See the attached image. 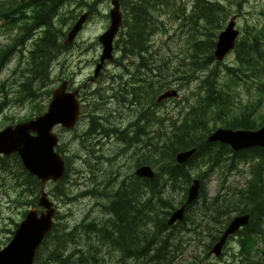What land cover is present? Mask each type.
<instances>
[{
  "label": "rangeland",
  "instance_id": "1",
  "mask_svg": "<svg viewBox=\"0 0 264 264\" xmlns=\"http://www.w3.org/2000/svg\"><path fill=\"white\" fill-rule=\"evenodd\" d=\"M8 1L0 0V7ZM167 1L170 4L169 8L157 13L158 19L163 24L159 30L151 35L149 42V56H153L154 61L162 63L163 78L161 80L160 77H155V73L146 74L142 70L139 77H142L143 82L146 79L148 81L155 79L157 85L158 80L163 81L164 86H166L163 92L170 88L179 89L180 97L176 101L165 102L156 112H158V115L182 118L186 108L190 104H196L195 99L199 94L202 97L207 95V90H205L207 84L205 82L209 80L212 74H215L218 84L230 83L229 68L236 64L237 53L231 52L224 62H215L213 65H209L207 69L195 71L191 79L177 82L176 76L186 75L191 68L186 67L193 60L188 55L189 50L192 48V54L195 55L194 43L197 40L204 41L205 37L203 35L204 30L200 26L202 22L199 26H195L186 20L177 18L180 11L187 13L189 17L197 0ZM207 1L219 3L227 9L228 14L225 24L236 17L237 30L239 31L238 43L242 38L249 37L252 39V36H259L260 31L264 28V0ZM111 8L110 0H68L66 2L55 20L53 28L56 34L62 31L67 35L71 27L87 11L92 13L89 22L78 38L76 46L70 51L58 54L57 58L55 57L50 63L48 71L51 84L45 88L42 96L40 95L36 100L28 101L26 98H21L17 102L7 101L6 107L0 110V131L23 123L24 120L32 118L33 115L37 117L38 111L41 109V114H44L51 100V97L47 98L46 90L60 86L62 76L73 77L74 86L78 87L93 75L96 62L99 61L102 54V46L98 41V37L110 26L108 18L110 17ZM62 32L59 33V38L56 39L58 44L63 43L66 37H62ZM123 32L115 43L117 52L114 61L106 65L99 83L90 84L91 87L88 92L98 91L99 95L97 94L90 99L87 114H85L86 118L79 122L78 130L73 133L56 129L58 134L62 133L64 136L59 152H66V157L69 159V171L62 185L60 183L59 185L50 183L45 187V190L57 205L60 214V217H57V223L61 224L62 232H75L76 234V242L66 245L67 254H76L74 258L79 260L82 254H95L96 251L99 253L97 261L89 258V261H77L76 264H134L129 262V259L125 261L121 250L113 244L104 242L99 234L88 232L78 226L79 224L94 223L97 227H101L106 225L111 218L105 212V205L109 203L111 193L117 188L111 190H108L107 187L93 189V187L99 185L91 179L92 171L104 175L112 174L115 171L132 174L138 167L140 160L155 155V146L149 142V137L137 136V127H134L142 110H137V104L130 95L132 92L128 88H130L129 84L133 82L131 76L138 71L140 60L138 58L124 59L122 57L119 40L122 38ZM19 34L18 26H5L4 23L0 22V56L3 51L12 46L5 63L0 67V102L12 100V97L17 96L18 92L22 91L21 85L27 74L26 69L28 68L27 62L30 58V52L33 51L34 47H37L35 43L44 37V32L40 31L35 33L23 45H16L15 42ZM261 41L264 49V38ZM200 56L203 60L206 58V53L204 52ZM182 64L186 66H182ZM178 67L180 68L177 71ZM248 75V77L242 76L235 95L232 96L231 100L225 101V107L220 109L216 115L211 116L210 127L214 125L218 128L222 127L225 120L248 112H253L258 121L264 118V76L256 79L252 72ZM156 84L153 85L154 90ZM159 94L156 91L155 101ZM152 95L153 92L150 91L148 97H144L145 106L143 109L149 107L147 103ZM229 100L230 104L228 105ZM148 109L153 112L156 108L151 106ZM143 113L145 114L144 111ZM90 114L97 116L96 121L101 119L102 126L109 130V133L105 135L98 131L83 141L82 137L79 138L78 135L81 133L83 135L85 131L90 129ZM149 115L146 114V116ZM143 122L144 119L141 123ZM101 123L97 122L96 124L101 125ZM146 126L147 123L144 122L143 128ZM121 133L127 134L128 139L126 142L119 140L118 135ZM153 143L155 144L156 140ZM3 159L0 158V248L9 243L12 238L11 232L17 229L18 224L26 214L34 208L30 205V202L36 199V193L25 184V179L18 173L15 162L12 161L8 168H5L2 165ZM226 159V164L215 167L204 175L203 181L206 183L207 204L219 195L220 199L217 203H221L223 196L226 194L232 195L230 199L238 198L239 191L237 192V188L244 189L247 187L248 180L252 177L251 172L254 163L239 161L234 155ZM190 170L193 177H197L207 169H198L193 165ZM113 178V176L109 177L110 180H113ZM61 192H65L66 195L61 197ZM39 196L40 191L37 194V200ZM175 199L177 202L180 201L182 194H175ZM203 200L202 198L199 199L200 203L194 207L191 218L197 215L199 221L206 224L207 220L200 215L201 210L199 209H204L202 208ZM237 214V212H231L223 219L229 220ZM160 217L163 218L164 215ZM189 225L192 226L191 220L188 221L186 226L176 227L168 231V233L172 232L174 236L171 237L170 241L172 242L163 254L164 259L162 261L164 264H173V256L180 255H185L191 261L194 255H199L200 252L204 255L201 247L208 248L212 244V240L206 232L207 230H204V233L200 231L192 233L189 231ZM155 242L157 243L159 240L156 239ZM53 244L54 242L50 241L47 246L40 249L39 264L49 254L50 248L54 246ZM151 247H159V245L153 244ZM248 247L253 249L251 255H245L242 252L239 237H237L229 241L223 257L220 259L208 257L204 264H264V234L258 240L257 245ZM185 262L183 261L181 264ZM174 263L178 264L177 261ZM143 264H146V260L143 261Z\"/></svg>",
  "mask_w": 264,
  "mask_h": 264
},
{
  "label": "trees",
  "instance_id": "2",
  "mask_svg": "<svg viewBox=\"0 0 264 264\" xmlns=\"http://www.w3.org/2000/svg\"><path fill=\"white\" fill-rule=\"evenodd\" d=\"M67 1L9 0L0 7V22L4 23L5 26H18L20 30L15 42L16 45H23L35 33L44 32V37L35 43L37 47H34L33 51L30 52V58L27 62L28 68L26 69L27 74L25 75V81L21 85L22 91H19L17 96L12 97V100L0 102V110L6 107L7 101L17 102L21 98H26L28 101L36 100L40 95L42 96L44 88L51 84L48 71L49 65L55 57L57 58L58 54L67 49L63 43H56V39L57 37L59 38V33L62 31L56 34L53 28L61 8ZM120 1L125 12L124 32L119 40L121 44L118 42L122 57L124 59L138 58L140 63L138 64L137 73H140L141 70L146 74L155 73V77H160L162 80L164 75L161 67L162 63L154 61L153 56H149V42L151 35L159 30L163 24L158 19L157 13L169 8L170 4L167 0ZM227 14V9L219 3L197 0L189 17L187 13L181 11L177 15L178 19L186 20L195 26H199L200 22H202L200 26L204 30L203 35L206 37L204 41L197 40L194 43L195 55L192 54V48L189 50L188 55L193 60L188 66L184 64L182 66L191 68L186 75L176 76L177 82L188 78L191 79L195 71L207 69L209 65L216 62L213 54L216 46V37L225 26ZM65 35L62 32L63 38ZM262 38H264V28L260 31L259 36H252V39L245 37L240 40L236 47V64L229 68L231 76L229 84H218L215 74H212L209 80L205 82L207 84L205 88L207 90L206 96L202 97L199 94L195 99L196 104H190L182 118L164 119L170 122V128L172 129L170 134L172 135L156 139L155 144L153 143L155 139L149 137V142L155 146V155L140 160L138 167L145 164L152 165L158 169V176L153 181L143 180L142 194L138 195L139 190L134 188H121L113 191L109 203L105 205V212L111 216L108 223L98 227L96 230H89L87 225L81 228L88 232L93 231L94 233L102 234L103 241L118 247L122 254L127 248L135 245L144 246L143 255L146 253V248L151 247L153 244L166 248L172 242L170 241L171 237L174 236L172 232L168 233L167 216H170L171 211L182 205L187 198L188 187L194 178L190 167L195 165L198 169L206 168V171L197 176V178L203 180L205 174L215 167L226 164V158L234 155L239 161L255 162L252 167V177L247 187L244 189L237 188V192L239 191L238 198L230 199L232 195L226 194L223 196L221 203H217L218 199H220L219 195L211 203L207 204L206 184H203L201 198L205 200L202 201V208L204 209L199 208L201 210L200 215L207 220V233L213 245L219 239V230L231 220H225L223 217L228 216L231 212H238V215L249 214L251 216L250 224L239 233V242L242 247L258 244V240L264 234V149L235 153L227 145L207 143V138L213 128L217 127L216 125L210 127L211 116L216 115L220 109H223L225 101L231 100L232 96L235 95L237 85L242 76L248 77V73L251 72L254 73L256 79L264 76ZM11 49L12 46H9L7 50L3 51L0 56V67L5 63ZM204 52L206 53V58L203 61L200 55ZM179 68H177V71ZM161 80H158V85L155 79L141 81L143 91L148 94L152 91V96L156 95V91L162 92L166 86ZM155 84L154 90L153 85ZM135 94L137 95V93ZM50 95L51 92L46 90L47 98ZM230 100L227 103L228 105ZM144 102L145 99L143 98V107L145 106ZM143 111L145 112L143 119L147 126L151 123L149 121L158 122L160 119L146 116V114H151L146 108ZM160 124H163V121H160ZM263 124L264 118L258 121L255 116L251 115V112H248L225 120L222 126L231 129L256 130ZM147 126L145 128L142 127L143 131ZM96 130L91 129L89 132L84 133L81 136L82 140H86ZM193 148L198 150L193 159L185 165H178L176 155ZM12 161L15 162L18 173L24 177L25 184L36 193V199L30 202L31 205L36 206L37 194L41 189L40 181L25 172L17 155L4 158L2 165L8 168ZM177 193L182 194V199L178 202L175 199V194ZM65 195V192H61L60 196ZM140 199L141 204L139 203ZM196 206L198 205L189 207L186 220H191L192 224L197 222L199 225L201 221H199L197 215L191 218L193 209ZM161 215H164V217L161 218ZM59 217L60 215H58ZM141 225L143 226L141 227ZM137 238L139 240L136 243ZM156 239L159 242L156 243ZM50 241L54 242V246L50 248L49 254L42 259L40 264H76L77 261H89V258L93 261L98 260V251L95 254H82L79 260L74 258L76 254H67L66 245L76 242V234L75 232L63 233L60 223H56L53 232L44 241L43 246H47ZM39 251L35 264H39L38 260L41 255V251ZM163 254L162 251H159L158 264H163Z\"/></svg>",
  "mask_w": 264,
  "mask_h": 264
},
{
  "label": "water",
  "instance_id": "3",
  "mask_svg": "<svg viewBox=\"0 0 264 264\" xmlns=\"http://www.w3.org/2000/svg\"><path fill=\"white\" fill-rule=\"evenodd\" d=\"M110 11L111 26L99 41L103 45V54L100 64L95 72L98 77L107 60L113 59L114 40L124 24V14L120 0H111ZM90 14H83L68 35L67 44H72L82 31ZM239 32L236 29V17L219 35L214 52L218 62H224L226 56L235 49ZM65 82L53 92V100L47 114L38 118L11 126L0 132V155H19L25 170L42 183L41 196L38 206L44 208L41 215L36 209L30 211L26 219L20 224L13 240L0 251V264H34L36 254L46 237L51 234L55 225L57 209L45 192V186L54 182L60 183L66 175V162L64 157L56 151L59 145V135L54 132L58 126L72 131L81 120V105L77 98L78 92H68ZM179 97L177 90H170L158 98V103L167 99ZM208 143H222L239 152L251 148H264V126L258 131L218 129L213 133ZM197 153V149L183 151L177 154L179 165L187 164ZM136 176L153 180L156 171L148 165L139 168ZM201 181L193 180L188 189L186 203L172 212L168 226H173L185 220L187 208L197 201L200 195ZM250 223V215L235 217L225 230L222 237L214 245L211 255L220 257L229 238L237 234Z\"/></svg>",
  "mask_w": 264,
  "mask_h": 264
},
{
  "label": "flooded vegetation",
  "instance_id": "4",
  "mask_svg": "<svg viewBox=\"0 0 264 264\" xmlns=\"http://www.w3.org/2000/svg\"><path fill=\"white\" fill-rule=\"evenodd\" d=\"M74 46H76V44ZM74 46L72 48L64 49V52L70 51L71 49L74 48ZM115 49H116V47H115ZM61 54H62V52H61ZM97 63H98V61L96 62V64ZM93 74H94V72H93ZM101 75L99 78H95V77H93V75L90 76L84 82V84H82L78 87L74 86V78L73 77L62 76L60 78V81H62V83L66 82L68 84L67 90L69 92H76V91L78 92L77 98H78L80 105H81V120L82 119L84 120L86 118L85 114H87V107H88V104L90 103V99L98 94V91L88 92L89 88L91 87L90 84L95 83V82L99 83V81L101 79ZM139 76H140V73L133 74L131 76L133 82L129 84L130 88H128L129 91L132 92L130 95L133 97L134 102L137 104V107H138L137 110H142L139 113L138 120H136V122L138 123V126H137V123L134 125V127H137V131H136L137 136H139V135H142L144 137L148 136L151 139L156 140L159 138H164V137L172 135V134H170V132L172 131V129L170 128V123L169 122H163V124H160L159 120H158V122L157 121L154 122V120H152L153 122L149 121L151 123H149V126H147V128L143 131L142 127H143L144 122L141 123L143 121V115H144L142 101H143V98L148 97L149 94L143 91L142 82H141L142 77H139ZM135 93H137V95ZM155 97H156V95L151 96L150 101L147 103L149 105V107L152 106V107L156 108L155 111L152 112L151 109H148L149 107L147 109L149 112H151V114L149 115L150 118L159 119L160 115H158V112H156V111L160 106L163 105L164 102H162L161 104H158L155 101ZM141 99H142V101H141ZM156 100H157V98H156ZM131 114H132V112H131ZM91 115H93V114H90V119H91V122H90L91 125L89 127L90 129L85 131L84 133L89 132L91 129L92 130L97 129L96 132L100 131L101 134L108 135L109 130H106L105 127L102 126L101 119H100V121H96V119H98L97 116H95V115L91 116ZM81 120L79 122H81ZM79 122H78V124H79ZM97 122H100L101 125L100 126L97 125L96 124ZM57 129L64 130L63 132H73V133H75L78 130V128L76 127L73 131H68V130L62 128L61 126H58ZM58 135L60 138V142H59L60 146L58 147V151H61L60 147H61V143L64 141V136L62 135V133H59ZM126 135L127 134H125V133H121L120 135H118L119 140L126 142L128 139ZM81 136H82V133L78 135L79 138ZM135 140H137V139H135ZM61 154L65 156V159L67 161L68 157H66L67 156L66 152H61ZM67 165H68V161H67ZM137 168H139V167H137ZM137 168L133 171L132 174L115 171L112 174L104 175L103 173H100L97 171H92L91 179L99 185L98 187H93V189H96L99 187H103V188L107 187L108 190H111L113 188H117L116 190H114V191H117V190H120L121 188H124V189L125 188H134V189L139 190L138 195H140V194H142V188L144 186V181H143V178H140V177H137L134 175ZM110 176L114 177L113 180L109 179ZM139 203L141 204V199L139 200ZM137 216H139V215H137ZM84 225L85 224H79L78 226L83 227ZM86 225L90 229L92 228V227H90L92 225H94L92 229L96 230L98 228L94 223H90V224H86ZM186 225H188V221H186L182 225H178V227H182V226H186ZM142 226L143 225H141V227ZM195 227H196V225H194V226H193V224H192V226L189 225V231L192 233H197L198 231L204 233V230L206 231V228L204 227V225H201L200 229H197ZM141 232H142V230H141ZM11 233H14V231ZM99 235L101 236L102 234H99ZM136 240H137L136 241V243H137L139 239L137 238ZM167 247L168 246H166V248H164V247H147L146 253L143 255V251L145 249L143 245H135L134 247L130 246L129 248H127L124 251L123 259L125 261L127 259H129V262H132L134 264H143L144 260H146V264H156L159 261V258H158L159 257V251H162L163 253H165L166 249H168ZM210 250L211 249L209 247L208 248L201 247V251L202 252L204 251V255H202V253L200 252L199 255H194V258L191 261H189V259L185 255L173 256L172 262H173V264H177V263H174L175 261H177L178 264H181L183 261H186L184 264H204V261L208 257L209 258L213 257L210 255ZM252 251H253V249H251L249 247H242V252L245 255L246 254L251 255ZM149 252H152V253H149ZM224 254L222 255V257L224 256ZM163 264H164V262H163Z\"/></svg>",
  "mask_w": 264,
  "mask_h": 264
},
{
  "label": "bare ground",
  "instance_id": "5",
  "mask_svg": "<svg viewBox=\"0 0 264 264\" xmlns=\"http://www.w3.org/2000/svg\"><path fill=\"white\" fill-rule=\"evenodd\" d=\"M229 110H230V109H229ZM225 113H226V112H225ZM208 115H209V114H208ZM226 118H227V117H226ZM227 119H228V118H227ZM174 124H175V123H174ZM174 124H173V125H174ZM114 150H115V149H114ZM230 156H231V155H230ZM254 163H255V162H254ZM223 172H224V171H223ZM248 182H249V180H248ZM83 185H84V184H83ZM74 186H75V185H74ZM79 187H80V186H79ZM89 190H90V189H89ZM85 191L87 192V190H85ZM90 191H91V190H90ZM83 192H84V191H83ZM87 193H88V192H87ZM93 193H95V192H93ZM97 193H98V192H97ZM83 194H86V193H83ZM98 194H99V193H98ZM87 195H88V194H87ZM80 196H81V195H80ZM74 199H75V198H74ZM167 202H168V201H167ZM217 206H218V205H217ZM157 207H158V206H157ZM169 212H170V211H169ZM237 213H238V212H237ZM112 215H113V214H112ZM64 216H65V215H64ZM61 220H62V219H61ZM89 226H90V225H89ZM93 226H94V225H92V226H90V227L93 228ZM92 228H91V229H92ZM96 232H97V231H96ZM99 232H100V229H99ZM77 236H78V235H77ZM139 238H140V237H139ZM148 238H149V237H148ZM241 261H242V260H241Z\"/></svg>",
  "mask_w": 264,
  "mask_h": 264
}]
</instances>
